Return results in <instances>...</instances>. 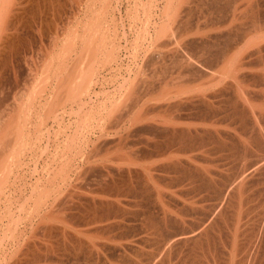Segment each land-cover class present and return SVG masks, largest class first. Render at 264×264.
Here are the masks:
<instances>
[{"label":"rangeland","instance_id":"1","mask_svg":"<svg viewBox=\"0 0 264 264\" xmlns=\"http://www.w3.org/2000/svg\"><path fill=\"white\" fill-rule=\"evenodd\" d=\"M139 1L0 0V173L5 167L7 150L12 148L10 142L16 137L14 128L17 131L21 122L29 121L31 124L26 123L29 130L24 127L25 122L22 124L24 132L38 134L39 130L36 129L44 120L46 124L42 129H45V125L51 126L49 129L47 127L52 132L51 136L58 131L57 138L60 140L58 145L56 136H52L51 141L54 139L55 142L53 140L50 143L52 146L49 144L47 152L44 149L45 141L38 142L34 152L27 150L28 156L21 167H18L20 163L17 161L11 163V169L9 167L8 173L13 171L6 176V182L10 184L6 183L7 190L4 193L7 196L4 194L5 199L0 204V264H244L247 260L251 264L252 259H259L258 254L255 258L252 256L259 242L255 246L252 244V250L246 240L249 231L264 228V172L261 171L262 166L251 171L254 170V161L264 158V129L259 132L260 125L264 128L260 119H264V68L261 67V61L257 56L251 57L250 48V52L245 51L247 57L243 59L242 56V68L239 67L237 74L232 70L230 76L224 79L225 82L208 83L207 78H199L191 73L189 75L186 69L171 58L173 55L166 57L167 48L163 45L174 40L176 30L180 28L188 31L186 36L189 40L203 38L210 41L221 34L227 35L229 30L230 39L242 38L254 22L264 17V0H228L233 5L237 4L238 9L241 7L242 12L236 10L237 14L240 13L236 17L238 19L224 24L222 18L225 13L231 12L229 10L233 6L230 4L227 7V0H218L220 3L217 0H180V4L177 2L179 0H175L172 8L174 13L175 8L178 9L177 17L173 15L175 19L172 20L161 17L162 6H152L148 10L146 0L145 7ZM246 2L250 5L255 3L254 8L259 4L260 8L255 9L257 14H249L250 5ZM221 6L227 7V10L225 7L221 9ZM216 7L221 9V13ZM252 15L258 17L253 18L257 21L252 19ZM150 16H154L152 19H158V22L165 19L167 28L170 26L167 32L170 34L169 31L173 30L171 33H175H172L175 38H171L170 34L171 39L169 35L164 39L162 36H166L167 32L158 36L159 40L162 37L164 41L153 36L156 32L154 28L162 22H150L148 26L154 34L147 36L148 29L145 28ZM151 23L154 25L151 26ZM92 27L97 33L95 38L85 33ZM238 29H241V33H238ZM90 61L94 62L97 74L100 75L101 83L95 86V90L100 93L96 102L103 103L109 95L113 96V87L117 81L129 75L130 70L132 76L141 74V77L131 79L134 85L131 94L136 99H142L141 103L148 100L153 102L155 96H160L157 93L161 94L162 103H168L167 99L172 96L170 101L178 102V105H183L187 97L191 99L190 102H198L202 93L212 94L213 105L217 111L220 107V112L218 119L216 117L209 127L215 131L220 130L218 132L222 135L218 134L214 139L206 137L204 141L199 138L188 146L172 145L161 163L153 151L155 141L162 140L158 133L151 135L148 132H135L129 138L125 135V138V131L115 133L119 127L120 111L106 118L107 113L99 124L97 121L100 120L97 119V132L104 124V130L109 128L108 132L115 134L110 135L112 139L109 136L110 140H118L122 133L125 144L118 145V148L124 146L122 149L128 151L135 148L134 151L153 153L146 156L148 160L143 159H146V166H142V169L138 166L144 171L142 177H132V180L131 177H121L127 180L122 182L116 172L115 177L112 175L114 179L110 177L108 180L109 176L104 177L96 168L94 172L91 170L92 173L90 170L84 171L82 179L70 180L65 177L67 171L62 167L60 158L55 156L60 151L59 147L61 150L64 148L61 139H65L67 134L68 121L62 111L68 104V76L78 70L82 76L81 83L86 84ZM139 70L141 73L135 74ZM122 74L124 76L121 77ZM234 80L243 89L240 93L243 101L247 98V106H251L250 114L233 107L231 101L234 100L235 92L229 84ZM148 82H151V88ZM224 85L229 88L220 92ZM32 90L35 96L29 97V100L27 95ZM182 91H185L183 98L178 97ZM231 96L232 99L229 98ZM133 97L128 98V103L134 100ZM29 101L33 103L28 107ZM25 105L30 108L28 111ZM22 108L28 117L20 111ZM234 112L244 115L238 116ZM18 115L22 118L25 116L26 120L24 117L21 121ZM238 118L244 121L240 119V122ZM194 123L193 127L197 125L199 129L204 126L201 121ZM110 125L116 128L113 127L111 131ZM184 125L179 126L184 128ZM30 141L27 139V142H23L24 147L32 146L31 143L25 144ZM97 146H100L98 142ZM60 153L57 155L60 156ZM167 157L180 161L178 166L166 163ZM45 160L49 161V165ZM256 172L260 177L255 176ZM8 185L12 187L8 189ZM222 199L224 205L219 208L217 205ZM40 200L44 203L39 211L37 205ZM203 225L209 227V232L208 235L203 234L204 239L200 245L195 242L178 244L173 240L175 238L172 236L183 232H192L198 237L203 232L200 231ZM258 261L263 263L264 257Z\"/></svg>","mask_w":264,"mask_h":264},{"label":"bare ground","instance_id":"2","mask_svg":"<svg viewBox=\"0 0 264 264\" xmlns=\"http://www.w3.org/2000/svg\"><path fill=\"white\" fill-rule=\"evenodd\" d=\"M16 1V0H15ZM182 1H185V0H182ZM218 1V0H217ZM221 1V0H220ZM220 1H218L220 3ZM228 1V0H227ZM233 1H237V0H233ZM254 1V0H253ZM261 1V0H260ZM14 2V1H13ZM141 3V5H143V7H145V1L144 0H140L139 1ZM174 2H176L175 0H150L148 3H147V0H146V4L148 6H146L147 8L149 7L148 10L151 9L152 6H162V11L160 14L162 18L165 17L166 20H172L174 17H177L176 16V13H177V8L176 9V12L174 13L173 11V5H174ZM178 3L181 1H177ZM213 2V1H212ZM217 2V3H218ZM232 2V0L230 1ZM241 2V1H240ZM179 3V4H180ZM215 3V2H214ZM229 3V1H228ZM237 3V2H236ZM247 3V2H246ZM249 3V2H248ZM247 3V4H248ZM257 3V2H256ZM2 4V3H1ZM5 4V3H4ZM216 4V3H215ZM230 4L233 5V3H229V6L228 4L227 7H230ZM240 4H243V3H240ZM252 4V3H251ZM255 4V3H254ZM254 4L250 5V10H249V14H257V10L255 11V9L257 8H260L259 7V4H257V8H254L255 6H253ZM218 5V4H217ZM225 5V4H224ZM236 5V6H235ZM230 8L229 11L231 12H227L224 14L223 16V21H221L223 24L224 22H233L234 20H237L238 18L237 15H239L242 11H240V9H238V6L237 4H235ZM239 5V3H238ZM240 6V5H239ZM242 6V5H241ZM244 6V5H243ZM6 7V6H5ZM219 8V6H217ZM216 7V8H217ZM225 7V6H224ZM223 6H221L220 8H224ZM227 7H225L227 10ZM248 7V6H247ZM246 7V9H247ZM4 8V7H3ZM217 8V9H218ZM243 8V7H242ZM221 9L219 10V12L221 13ZM147 10V9H146ZM157 10V9H156ZM217 10V11H218ZM236 10H239L240 13L237 14ZM260 10V9H259ZM262 10V9H261ZM1 11H2V6L0 5V14H1ZM224 11V10H223ZM244 11V10H243ZM263 11V10H262ZM7 12V11H6ZM11 12V11H10ZM152 12V11H151ZM245 12V11H244ZM260 12V11H259ZM4 13V12H3ZM2 13V14H3ZM147 13V12H145ZM149 13V11H148ZM216 13V12H215ZM214 13V14H215ZM218 13V12H217ZM218 13V14H220ZM246 13V12H245ZM248 13V11H247ZM262 13V12H260ZM264 13V11H263ZM150 14V13H149ZM153 14V13H152ZM158 15V16H160ZM174 15V17H173ZM216 15V14H215ZM221 15V14H220ZM156 16V15H155ZM219 16V15H218ZM222 16V15H221ZM240 16V15H239ZM245 16V15H244ZM248 16V15H247ZM253 16V15H252ZM260 16V15H259ZM4 17V16H3ZM8 17V16H7ZM154 17V16H153ZM152 17V18H153ZM220 17V16H219ZM250 17V15H249ZM248 17V18H249ZM256 16H253V18H255ZM2 18V17H1ZM151 16L150 18L147 19V26L150 24V22H153V23H156L158 24L159 22H162L159 21L158 22V19H152ZM158 18V17H157ZM221 18V17H220ZM218 18V20L220 19ZM244 18V17H243ZM242 18V19H243ZM258 19V17H256ZM264 17H262L263 19ZM164 19V21L162 23H160V25H157L156 28H154V30H156L155 35L152 31V33L154 34L153 36H157V39L159 40V37L158 36H162L165 32H167V30H169V28H167V22L166 20ZM175 19V18H174ZM220 19V20H222ZM247 19V17H246ZM258 21L256 19H253V20H256L257 22H254L253 23V27L250 28L249 31H246L244 34H243V31H242V38L241 37H237L239 39H236L234 38L233 39H230L231 38V33H227V35H224V34H221V36H217L215 37L213 40L210 39V41H206L204 40L203 38H195V39H187V36H186V33H188L187 30H183L182 28L176 30V38L173 36V34H175L174 32L170 34L172 35V37H174L175 39L173 40H169V42L167 41V43L165 42L163 46H165L167 48V51L165 52V55L167 57V55H173V57H171L172 59L174 58L177 62L178 65H180L182 68L186 69V71L189 73H191V75H197L199 78H207L208 80V83H214L215 81L220 83L221 81H224V79H226V77H229L230 74H231V71L234 70L235 71V74L236 71H238L239 67H241V63H242V56H243V59L244 56L247 57V55H244L246 54L247 50H249L250 48L252 49L249 50V52L251 51V57H255L257 56L258 57V60H260L259 62L261 63V67L264 68V21ZM2 20V19H1ZM146 20V19H145ZM175 21V20H174ZM239 21V20H238ZM155 24V25H156ZM228 24V23H227ZM154 25V24H153ZM152 23H151V26H153ZM1 26V25H0ZM145 29H148L147 30V36L151 33L150 31V28L149 26ZM91 28V27H90ZM94 27H92V29H89L88 31H86L85 33L86 34H89L91 35V37H96L95 34L97 35L96 31H95V28L93 30ZM237 28V27H236ZM172 29V28H171ZM185 29V28H184ZM187 29V28H186ZM175 30V29H174ZM235 30V28L233 29ZM237 30V29H236ZM239 30V29H238ZM241 30V29H240ZM239 30L238 33H241ZM187 31V32H186ZM76 32V31H75ZM78 32V31H77ZM146 32V30H145ZM236 32V33H237ZM151 33V34H152ZM234 32H232L233 34ZM235 33V35H236ZM145 34V33H144ZM166 34V33H165ZM170 34L167 32V35H163L162 37H168L169 35V38H170ZM234 35V36H235ZM150 36V35H149ZM71 37V36H70ZM162 37H160V40H163ZM221 37H224L223 42L222 43V40H221ZM230 37V38H229ZM156 38V37H154ZM170 38V39H171ZM168 39V38H167ZM159 40V41H160ZM156 41V40H155ZM212 43V44H209V43ZM70 43V42H69ZM163 42H161L162 44ZM157 46V45H156ZM162 46V45H161ZM248 54V53H247ZM250 57V56H248ZM148 58V57H147ZM111 59V58H110ZM115 60V58H113ZM146 59V58H145ZM163 59V58H162ZM249 59V58H248ZM109 60V59H108ZM171 60V59H170ZM257 60V61H258ZM111 61L110 63H112V60H109ZM166 61V60H165ZM155 63V62H154ZM153 63V65H154ZM255 63V62H254ZM258 63V62H257ZM259 63V64H260ZM117 64V63H116ZM243 64V63H242ZM258 64V65H259ZM157 65V64H156ZM241 65V66H240ZM245 65V64H244ZM90 66V69H89V75L87 76V82L86 84H82L81 83V79H82V76H81V72L78 71V70H75L74 73L72 72L71 75L68 76V86H67V89H66V92H67V101H68V104L66 106H64V111H62V115H64L63 117H65L67 119V124H66V128H67V134L65 133V139H61L63 140V142L61 143L63 146L64 144V148H62V150L60 149L59 147V153L63 152L62 155L60 153V156H58L57 154L58 151H57V154L55 156L59 157L60 160H61V164H62V167L66 169L67 173H66V176L67 178H70L71 179H80L82 176H83V173L84 171L86 170H94V169H98L97 171L101 173V175H103L104 177H108V180L111 178H113L114 174H116V172L118 173V175L120 176L119 179L122 177V178H128V177H131V180H132V177H142L143 175V172L144 171H141L142 169V166H146L147 164H145V160L148 158H146V156H149L151 152L149 151H146V150H139V151H134L133 150H125L124 145L125 143L123 142L124 141V137L121 136L122 133H120V137L118 139V137H116L118 140H110V138L112 139V137L110 135H115V134H110L108 132V130H110L109 128H106L108 129L107 131L104 130L103 128V125L100 123L99 126H101V128L103 129H99L100 131L97 132V129H98V126H97V119H99L100 121H97L98 124L99 122H101V119H103L106 115V118L107 116L110 114L111 116L113 115L114 112L116 111H120V115L118 114V119H120V122L118 123L117 126L119 127H115V126H111V131L113 130V127H115L116 129H118L116 132L114 129V132L119 134L120 131H125L123 133V135L125 136H130L132 134H134L135 132L138 133V132H142V133H147L148 134L150 133L151 135H154L156 133L159 134V139L160 137L162 138V140H160L159 142L158 141H155L157 143H155V149L153 150L154 153H156V155L158 156V161L159 162H163V159L164 157H166L169 149L172 147V145H184V146H188V145H192V143L194 141H196L197 139L201 138L203 141L206 140V137H208L209 139H211V137L214 139L215 136H219V135H222L220 134V130H213L212 128L209 127V125H213L212 123L215 122V118L217 117L218 119V113L220 112L219 111V108H218V111L215 109V105L214 102L211 100V97L213 96L212 94H206V93H202L200 95V100H197L198 102H190L191 99H189L188 97L186 98V102H184V106L181 104L178 105V102H171L170 100L173 98L172 96H170L167 100L168 103H166L165 101V104L162 103L163 101V98L160 99V96L161 94H158L157 95H160V96H155L156 97V100L154 99L153 102H151L150 100H148L147 102H144L142 101L141 103V100L137 97L134 98L131 94V90H132V86H134L132 83L133 80L131 79H134L135 77H138L139 75L141 74H138L140 72V70L138 72H136L135 74H138L137 76H132L131 74L132 73H129V72H132L129 70L127 76H124L123 74L121 75L124 76L123 79L121 81H117V85H115V90H114V93H113V96H108L106 98V100L102 103L100 101L96 102V98L98 99L99 97V92H97L95 90V86L96 84L98 83H101L100 82V75L97 74V68L95 67V64L93 61H90V64L88 65V67ZM142 66V64H141ZM144 66V65H143ZM163 67V66H162ZM115 68V67H113ZM111 67V69H113ZM155 68V67H154ZM187 68H191V69H187ZM242 68V67H241ZM119 69V68H118ZM158 69V68H157ZM134 70V69H133ZM116 71V70H115ZM156 71V70H155ZM160 71V70H159ZM185 71V72H186ZM143 72V71H142ZM184 72V74H185ZM99 73V72H98ZM141 73V72H140ZM157 73V72H156ZM182 73H183V70H182ZM230 73V74H229ZM234 73V72H233ZM134 74V75H135ZM146 75V74H145ZM155 75V74H154ZM229 75V76H228ZM120 76V75H119ZM238 76V75H237ZM86 76L84 75V78ZM133 77V78H132ZM141 77V76H139ZM143 77V76H142ZM238 79L237 77H234V79ZM263 78V76H262ZM156 79V78H155ZM106 80V79H105ZM115 80V79H114ZM131 80V81H130ZM137 80V79H136ZM139 80V78H138ZM150 81V80H149ZM138 82V81H137ZM160 82V80H159ZM222 82V83H224ZM135 83V82H134ZM149 83V82H148ZM151 83V82H150ZM149 83V84H150ZM166 83V82H165ZM231 84H229V86L234 90V100L232 99V96L229 97L232 99V104L234 105L233 107H235L236 110L240 109V111L242 110V113H248L250 114V110H251V106H247L248 104H246V99L245 101L242 100V93H240V91H243V89L240 87V84L237 80H234L233 82H230ZM138 84V83H137ZM144 84V83H143ZM146 84V83H145ZM206 84V83H205ZM225 84V83H224ZM142 85V84H140ZM153 85H155L153 83ZM152 85V86H153ZM207 85V84H206ZM149 86V85H148ZM223 86V85H222ZM225 86V85H224ZM229 86H225L223 87L222 89H220L219 91L220 92H225L226 90V87L229 88ZM36 87V86H35ZM213 87V86H212ZM148 88V87H147ZM149 88H151V84L149 86ZM155 89V88H154ZM153 89V90H154ZM28 90V89H27ZM146 90V89H145ZM152 90V89H150ZM213 90V89H212ZM228 90V89H227ZM41 91V90H40ZM134 91V90H133ZM149 91V90H148ZM147 91V92H148ZM217 91V90H216ZM29 92V91H28ZM30 95L28 94V98L30 97H33V95L35 93H33V90L30 91ZM36 92V91H34ZM103 92V91H102ZM101 92V93H102ZM106 92V91H105ZM104 92V93H105ZM155 92V91H154ZM158 92V91H157ZM185 91H182L180 92L179 96L178 97H182L184 96V93ZM39 93V92H38ZM184 93V94H183ZM208 93V92H207ZM138 94V93H137ZM166 94V93H165ZM172 94V93H171ZM216 94V92H215ZM220 94V93H219ZM218 94V95H219ZM222 94V93H221ZM226 94V93H223V95ZM37 95V94H36ZM102 95V94H101ZM168 95V94H167ZM217 95V94H216ZM214 95V97L216 96ZM247 95V93H246ZM35 96V95H34ZM106 96V95H105ZM164 96V95H163ZM131 98L133 97L134 100L130 101V103H128V98ZM140 97V96H139ZM220 97H223V96H220ZM228 97V96H227ZM248 97V96H247ZM29 98V100H31ZM145 98V97H144ZM183 98V97H182ZM217 98V97H216ZM225 98V97H224ZM228 98V99H229ZM249 98V97H248ZM33 99V98H32ZM185 99V97H184ZM188 99V100H187ZM193 99V98H192ZM227 99V98H226ZM130 100V99H129ZM249 100V99H248ZM34 101V100H32ZM32 101H29V103L27 104V106H31L30 103ZM109 101V102H107ZM150 101V102H149ZM183 101V100H182ZM24 103V102H22ZM33 103V102H32ZM180 103V101H179ZM26 104V103H24ZM23 105V104H21ZM33 105V104H32ZM26 106V105H25ZM24 106V107H25ZM27 108L26 111H28V109L30 108ZM20 107V105H19ZM121 107V109H119ZM21 108V107H20ZM25 108V109H26ZM235 109L233 111H235ZM253 109V107H252ZM24 110L23 108L20 110L22 111ZM221 110V109H220ZM223 110V109H222ZM19 111V112H20ZM25 111V110H24ZM22 111V112H24ZM253 111V110H252ZM18 112V114H19ZM57 113H60L58 111H56ZM237 112V111H236ZM28 113V112H27ZM57 113L55 114V116L57 115ZM235 113V112H234ZM252 113V112H251ZM254 113V116H255V111L253 112ZM257 113V112H256ZM24 114L26 115V113L24 112ZM116 114V113H114ZM236 114V113H235ZM60 115V114H59ZM236 115H244V114H236ZM22 116H23V113H22ZM58 116V115H57ZM56 116V117H57ZM222 116V115H221ZM249 116V115H248ZM247 116V117H248ZM19 119H22L25 117H21L19 116ZM17 117V118H18ZM21 117V118H20ZM26 117H28V114L26 115ZM26 117H25V120H26ZM43 117V116H42ZM45 117V116H44ZM60 117V116H59ZM63 117H60L62 120H63ZM110 117V116H109ZM113 117V116H112ZM116 117V116H115ZM120 117V118H119ZM244 117V116H243ZM251 117V115H250ZM249 117V118H250ZM54 118V116H53ZM58 118V117H57ZM225 118V117H224ZM235 118V117H234ZM254 118V117H253ZM28 119V118H27ZM59 119V118H58ZM57 119V120H58ZM216 119V120H217ZM239 119V118H238ZM242 119V118H240ZM239 119V121H240ZM247 119V118H245ZM251 119V118H250ZM261 119V122L264 123V119L260 118ZM29 120V119H28ZM43 120V119H42ZM56 120V122H57ZM243 120V119H242ZM253 120V119H252ZM255 120H257L255 118ZM20 121V120H19ZM24 121V120H23ZM41 121V120H40ZM54 121V120H53ZM61 121V120H60ZM195 121H201L203 122L204 126L201 127L200 129L197 127V125H195L193 127V124H195L194 122ZM244 121V120H243ZM258 121V120H257ZM25 122V125L26 123H28L27 121H24ZM23 122V123H24ZM59 122V121H58ZM64 122V121H63ZM241 122V121H240ZM256 122V121H255ZM21 122V124H17V131H16V127L14 128L15 129V133L16 134V137L15 140L11 143V147L12 148H9L10 150H7L9 151L8 154L6 155V158H5V167L4 169L2 170V172L0 173V204L4 201L3 199H5L4 197V191L6 189V176L11 173L13 170H11L9 173L8 171L11 169L10 165L11 163L17 161V163H20L18 167H21V165L24 163L23 161L26 159V157L28 156L27 153L28 151L27 150H31L32 152H34V148L36 146V144L38 142H41V141H45V148L46 149V152L49 148V144L54 140L51 141V134L52 132H50L48 129L51 128V126L48 127V125H45V129H42V126L44 124H46V122H41L40 123V126L39 128L37 127L36 131L39 130L38 134H30L28 133V131L24 132L23 131V124ZM54 123V122H53ZM62 123V121L60 122ZM59 123V124H60ZM66 123V121H65ZM200 123V122H199ZM259 123V122H258ZM29 124V123H28ZM39 124V123H38ZM180 124H186V126L183 128H181V126H179ZM24 127L27 128V125ZM31 126V124H29ZM28 125V127H29ZM37 125V123H36ZM57 125V124H56ZM199 125V124H198ZM210 125V126H211ZM254 125V124H253ZM257 125H260V124H257ZM105 126V125H104ZM108 126V127H110ZM220 126V125H219ZM48 127V129H47ZM214 127V126H213ZM24 128V129H25ZM65 128V129H66ZM100 128V127H99ZM216 128V127H214ZM220 128V127H219ZM217 128V129H219ZM256 128V127H255ZM260 128V133L263 131V125L259 126ZM28 129V128H27ZM64 129V130H65ZM29 130V129H28ZM259 130V129H258ZM262 130V131H261ZM31 131H33L31 129ZM30 131V132H31ZM253 131V130H252ZM24 133H28L27 135L25 134V137H24ZM113 132V133H114ZM58 133V131H57ZM54 135L56 136L55 138L57 139V144L60 143V140L58 139V135ZM145 133V134H146ZM157 134V135H158ZM219 134V135H218ZM135 135V134H134ZM139 135V134H138ZM140 135H143V134H140ZM150 135V136H151ZM15 136V135H14ZM53 136V137H54ZM110 136V138H109ZM125 136V138H127ZM133 136V135H132ZM131 136V137H132ZM36 137V140L34 139ZM58 137V138H57ZM130 137V138H131ZM155 137V136H154ZM263 139H264V135L262 136ZM13 138V137H12ZM109 138V139H108ZM115 138V137H113ZM129 138V137H128ZM27 139L31 141L29 143H25L26 145L27 144H32V146H26L24 147V143L23 142H27ZM33 139L35 140V142H33ZM152 139V138H151ZM262 139V140H263ZM201 140V141H202ZM261 140V141H262ZM258 141V140H257ZM55 142V140L53 141ZM52 142V143H53ZM97 142L100 144V146L98 147L97 146ZM126 142V140H125ZM128 142V141H127ZM126 142V143H127ZM216 142V141H215ZM123 143V144H122ZM136 143V142H135ZM149 143V142H148ZM204 143V142H203ZM263 143H264V140H263ZM13 144V145H12ZM122 144L121 146L124 147L122 149L118 148V145ZM132 144V143H131ZM51 145V144H50ZM59 145V144H58ZM58 145H57V148L56 150L58 149ZM129 145V144H128ZM127 144L125 146H128ZM263 145V144H262ZM52 146V145H51ZM56 146V145H55ZM130 146V145H129ZM148 146V145H147ZM219 146V145H218ZM112 149H109L111 148ZM152 147V146H151ZM190 147V146H189ZM130 148V147H129ZM127 148V149H129ZM133 148V147H132ZM131 148V149H132ZM150 148V147H149ZM152 149V148H151ZM55 150V151H56ZM264 150V149H263ZM30 151V152H31ZM151 151V150H150ZM152 151V152H153ZM45 152V151H43ZM45 152V153H46ZM264 152V151H263ZM44 153V154H45ZM153 154V153H151ZM173 155V154H172ZM155 156V155H154ZM169 156V155H168ZM56 157V158H57ZM109 157V158H108ZM176 157V155H175ZM264 157V156H263ZM144 158H146L145 160H143ZM153 158V156H152ZM151 157L149 159H152ZM166 159V158H165ZM176 158L172 159V157L168 158L165 160L166 163H168L170 165V163H173V165H177L179 164L178 162L180 161H175ZM143 160V162H142ZM46 161V160H45ZM164 161V162H165ZM257 161V160H256ZM23 162V163H22ZM49 165V161H46ZM58 162V161H57ZM142 162V163H141ZM154 162V161H153ZM156 162V160H155ZM161 162V163H162ZM147 163V162H146ZM151 163V162H149ZM254 165L252 169L254 170H251V171H256L255 168H258V167H261L259 168L262 173L264 172L263 170V165H264V158H261L259 161L255 162L254 161ZM37 164V163H36ZM144 164V165H143ZM160 164V163H159ZM154 165V164H153ZM183 165V164H181ZM44 166H45V163H44ZM43 166V167H44ZM141 167V169L139 167ZM150 166V164H149ZM146 167L147 169L149 168ZM178 166V165H177ZM10 167V169H9ZM48 167V166H47ZM61 167V166H60ZM163 167V166H162ZM62 168V169H63ZM144 168V169H146ZM152 168V167H151ZM176 168V167H175ZM19 169V168H17ZM61 169V170H62ZM64 169V171H65ZM146 169V170H147ZM150 170V169H149ZM259 170V171H260ZM38 171V170H36ZM91 171V173H92ZM94 172V171H93ZM96 172V170H95ZM159 172V171H158ZM187 172V171H186ZM150 173V172H149ZM261 173V172H260ZM261 173V174H262ZM97 175V174H96ZM100 175V176H101ZM113 175V176H112ZM147 175V174H146ZM145 175V177H146ZM258 175L257 172L255 174V176ZM99 176V177H100ZM117 176V175H116ZM153 176V175H152ZM254 176V175H253ZM259 176V175H258ZM115 177V176H114ZM118 177V176H117ZM144 177V176H143ZM202 177V176H201ZM241 177V176H240ZM260 177V176H259ZM264 178V176H262V179ZM41 179V178H39ZM82 179V178H81ZM107 179V178H106ZM114 179V178H113ZM129 179V178H128ZM65 180V178H64ZM103 180V179H102ZM125 180V179H123ZM122 179H120V181L123 182ZM130 180V181H131ZM147 180V179H146ZM238 180V178H237ZM38 181V180H37ZM99 181V180H98ZM104 181V180H103ZM107 182V180H105ZM112 181V180H111ZM111 181H110V184H111ZM115 180H113L114 182ZM119 181V182H120ZM127 181V180H125ZM124 181V182H125ZM39 182V181H38ZM9 183V182H8ZM117 183V182H115ZM10 184V183H9ZM16 184V183H15ZM73 184V183H72ZM106 184V183H105ZM38 185V183H37ZM37 185L35 186V188H37ZM13 186V184H12ZM11 185L9 186L8 185V189H10V187H12ZM100 187V186H99ZM229 187V186H228ZM48 188V187H47ZM47 188H45L47 190ZM230 188V187H229ZM34 189V188H33ZM40 189V188H39ZM42 189V188H41ZM40 189V190H41ZM226 189V188H225ZM7 190V189H6ZM12 190V189H11ZM57 190V189H56ZM221 190V189H220ZM229 190V189H228ZM44 191V190H42ZM41 191V192H42ZM54 191V190H53ZM230 191V190H229ZM52 192V191H51ZM225 192V190H224ZM7 193V192H6ZM48 193V191H47ZM223 193V191H222ZM226 193H227V190H226ZM226 193H224L226 195ZM38 194V192H37ZM42 194V193H41ZM40 194V195H41ZM6 195V194H5ZM9 195V194H8ZM11 195V194H10ZM49 195V194H47ZM7 196V195H6ZM56 196V195H55ZM58 196V195H57ZM10 197V196H9ZM54 197V196H53ZM32 198V197H31ZM37 198V196H36ZM40 198V197H39ZM42 200H43V196L41 197ZM224 198V197H223ZM7 199V198H6ZM9 199V198H8ZM38 199V198H37ZM49 200V199H48ZM52 200V199H51ZM56 200V199H55ZM46 201V200H45ZM44 203V201H42ZM224 199H222L219 204L217 205V207L221 208L222 205H224ZM39 203V206L37 205V207L39 208V211L41 210V207H42V204L41 203V200L40 202L38 201ZM36 204H37V201H36ZM41 204V205H40ZM55 204V203H54ZM23 205V204H22ZM22 205H21V210H22ZM51 205V204H49ZM24 206V205H23ZM50 207V206H49ZM54 207V206H53ZM24 208V207H23ZM47 208V207H46ZM43 210V208H42ZM48 210V209H47ZM214 212V211H213ZM215 213V212H214ZM208 217V216H207ZM212 217V216H211ZM264 221V220H263ZM202 226V225H201ZM206 226V227H205ZM211 229V228H210ZM200 231H203L201 233V235H199L197 237V235H194L192 232H183V233H180V234H176L175 236H172L174 237L175 239V242L176 243H191V242H195L197 243L198 245H200V241L202 242V239L203 238V234L205 235H208V232H209V227H207V225H203V227L201 228ZM182 232V231H181ZM208 237V236H207ZM174 242V241H172ZM85 243V242H84ZM175 243V244H176ZM86 245V243H85ZM124 252V251H123ZM159 263V262H158ZM261 263V262H260Z\"/></svg>","mask_w":264,"mask_h":264},{"label":"crops","instance_id":"3","mask_svg":"<svg viewBox=\"0 0 264 264\" xmlns=\"http://www.w3.org/2000/svg\"><path fill=\"white\" fill-rule=\"evenodd\" d=\"M261 230H262V232H261ZM261 230L257 231L256 229H254V231H249L248 239L246 240L249 248L252 249V250H253V247H251L252 244H254L253 246H255L256 242L257 241L259 242L258 245L255 246V249H254L253 255H252L255 258L256 254H258L259 255V259L264 257V253H263V251H264V228L261 229ZM244 246H245V244H244ZM258 260H257V258L256 259H252L253 262L251 264H260ZM260 262L262 263V261H260ZM247 263H249V260L244 262V264H247ZM262 264H264V262Z\"/></svg>","mask_w":264,"mask_h":264}]
</instances>
